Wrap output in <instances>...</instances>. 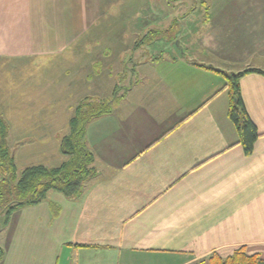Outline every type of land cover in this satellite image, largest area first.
Here are the masks:
<instances>
[{
  "label": "crops",
  "instance_id": "0c3cea01",
  "mask_svg": "<svg viewBox=\"0 0 264 264\" xmlns=\"http://www.w3.org/2000/svg\"><path fill=\"white\" fill-rule=\"evenodd\" d=\"M112 1L0 0V71L33 70L36 63L46 70L52 57L73 56ZM221 8L222 27L194 30L203 48L216 53L209 62L180 50L148 56L147 33L135 29L128 50L116 56L121 71L110 96H95L110 100V111L87 125L96 174L80 197L50 191L41 203L16 209L0 264H211L213 254L228 258L240 248L264 261V75L251 72L240 80L260 133L250 155L229 118L226 77L264 71V0H230L229 9ZM101 28L95 27L97 52L106 48L95 56L102 66L95 70L99 86L111 77L114 48L124 46ZM182 42L193 46L194 40L188 34ZM43 88L37 105V99L8 101L0 89L9 136L18 137L12 146L8 136L15 160L20 150L26 158L50 151L53 140L61 150L69 133L56 132L63 126L52 113L62 104L52 103ZM14 105L32 112L24 116L29 131L16 136L5 114Z\"/></svg>",
  "mask_w": 264,
  "mask_h": 264
},
{
  "label": "rangeland",
  "instance_id": "374dc122",
  "mask_svg": "<svg viewBox=\"0 0 264 264\" xmlns=\"http://www.w3.org/2000/svg\"><path fill=\"white\" fill-rule=\"evenodd\" d=\"M229 2L230 0H114L107 8L102 9L97 20L98 23L95 22L94 27L87 31L89 33L87 34L85 31L84 41L80 42L82 47H79L78 52L73 54V56L67 55L63 58L62 56L64 55L60 53L59 56L52 57L57 59H53L51 63L46 64V70H40L37 63L32 67L34 68L33 70H1L0 89L7 95L6 99L8 101H14L16 98L17 100H25V105H27L28 102H32L28 100L34 99L33 101L35 102L37 99V102L34 103L37 105L45 98L43 94V87H45L46 91H50L52 103L60 102L62 104L60 106L62 111L52 113V120L63 126L56 132L59 131V134L64 136L69 131L68 122L64 124V119H68L74 113L76 106L84 97L95 98V96H98L104 98L110 96L115 77L121 71V59L116 56L120 52L128 50L126 46H129V43L133 40L135 29L140 28L141 31L147 33H145L146 39L143 40L145 44L143 51L149 52L147 53L148 56H150L151 52H154L153 55L157 52L163 54L165 52L164 49L167 51V56L174 50H180L181 54H185L188 57L209 62L210 59L214 60L216 53L214 52L213 54L210 52L211 50L206 51L203 48V36L199 34V31L195 33L194 30H203L200 32L203 33L209 32L210 27H222L219 22V9H223L221 8L223 3L229 9ZM89 19L91 20V17ZM95 27H102V30H108L107 34L110 35L111 33L112 37L107 39L112 40L113 43L119 45L121 42L124 44V46L114 48L117 52L113 51V58L108 59L110 64L107 66V71L111 74V77L109 75L106 79L104 78L105 80L102 83L100 82V86L98 84L99 81L95 83L97 80L95 70H100L102 66L99 64L95 65V56L96 54L101 56V52L105 51L106 48L100 47L97 52V48H95ZM156 27L170 28L163 33L151 32V30H156ZM175 27H177L176 30ZM186 27H191V30L185 31ZM101 32H98L97 35H100ZM188 34L194 40L193 46H187L185 42L179 45L180 40ZM173 44L177 46L176 49L172 47ZM46 72L45 77L44 73ZM31 74H35L36 81L30 78ZM36 82L39 84L32 88V85L36 84ZM96 86L97 91L95 92ZM23 109L28 108L18 110V106L14 105L13 109L5 112L10 118L11 126L14 127V136L19 135L18 132H28L30 129L28 124L30 120L27 122L24 116L32 112L23 111ZM55 134L53 133L52 136L55 138H57L56 136L61 137ZM17 138L9 136L12 146ZM54 141H52L50 151L32 153L28 158H26V155H22L24 152L22 153V150H20L16 159L18 172L21 173L25 168L34 165L60 166L68 156L62 153L60 147ZM13 213L14 211L11 214H2L0 216V247L3 249L6 240V227Z\"/></svg>",
  "mask_w": 264,
  "mask_h": 264
},
{
  "label": "trees",
  "instance_id": "16d2710c",
  "mask_svg": "<svg viewBox=\"0 0 264 264\" xmlns=\"http://www.w3.org/2000/svg\"><path fill=\"white\" fill-rule=\"evenodd\" d=\"M259 73L260 69L226 75L227 87L231 97L229 118L237 127L240 143L245 153L254 151L260 133L249 116L244 104L240 80L247 73ZM110 101L86 96L76 106L69 120V133L62 139L61 151L68 159L58 167L35 165L25 168L21 173L9 145L10 124L0 109V216L11 214L18 208L35 205L44 201L50 191H58L70 198L80 197L85 191L86 182L96 174L93 167L94 156L85 144L87 125L95 118L108 113ZM2 225V224H1ZM0 247V260L4 257ZM211 264H263L259 256L248 255L240 248L228 258L213 254Z\"/></svg>",
  "mask_w": 264,
  "mask_h": 264
}]
</instances>
